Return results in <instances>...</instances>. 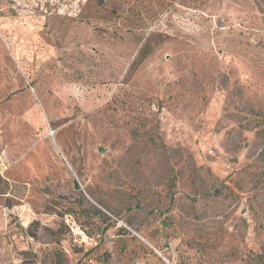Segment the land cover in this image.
Listing matches in <instances>:
<instances>
[{
    "label": "rangeland",
    "instance_id": "rangeland-1",
    "mask_svg": "<svg viewBox=\"0 0 264 264\" xmlns=\"http://www.w3.org/2000/svg\"><path fill=\"white\" fill-rule=\"evenodd\" d=\"M112 216L177 264L264 246V0H0V264L151 253Z\"/></svg>",
    "mask_w": 264,
    "mask_h": 264
},
{
    "label": "built area",
    "instance_id": "built-area-1",
    "mask_svg": "<svg viewBox=\"0 0 264 264\" xmlns=\"http://www.w3.org/2000/svg\"><path fill=\"white\" fill-rule=\"evenodd\" d=\"M113 217V220H116V230L122 231L123 234L129 235L131 237H137L141 241H144L149 248L151 249V253L144 256H136L127 261H112L107 264H177L174 259L167 254L168 247L163 249H158L152 243L146 239L141 232L136 229L133 225L129 224L128 222L124 221L121 218ZM88 240L90 241L91 248L95 247L99 243V239L102 236L101 233H95L93 236L85 235ZM152 253L156 256V258L152 257ZM92 262L93 260L90 259Z\"/></svg>",
    "mask_w": 264,
    "mask_h": 264
},
{
    "label": "trees",
    "instance_id": "trees-1",
    "mask_svg": "<svg viewBox=\"0 0 264 264\" xmlns=\"http://www.w3.org/2000/svg\"><path fill=\"white\" fill-rule=\"evenodd\" d=\"M174 261L177 263L175 257ZM245 264H264V246L260 251H250L245 259Z\"/></svg>",
    "mask_w": 264,
    "mask_h": 264
}]
</instances>
